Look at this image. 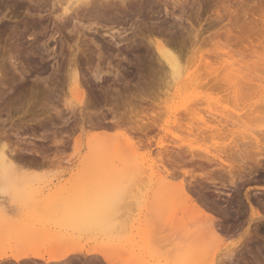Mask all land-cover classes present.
<instances>
[{"label": "rangeland", "instance_id": "rangeland-1", "mask_svg": "<svg viewBox=\"0 0 264 264\" xmlns=\"http://www.w3.org/2000/svg\"><path fill=\"white\" fill-rule=\"evenodd\" d=\"M54 2L0 0V264H264V0H107L64 31Z\"/></svg>", "mask_w": 264, "mask_h": 264}, {"label": "bare ground", "instance_id": "bare-ground-1", "mask_svg": "<svg viewBox=\"0 0 264 264\" xmlns=\"http://www.w3.org/2000/svg\"><path fill=\"white\" fill-rule=\"evenodd\" d=\"M95 1L96 0H57V2L56 3H59V9H61V12L58 14L57 12H58V9L57 8H53L54 10H52V11H50L52 14H55V16L57 17L56 19L57 20H54L55 21V23H56V26H57V30H61V31H64L65 29H68L70 26H74L75 27V25L78 23H82V24H84V23H88V24H90L89 26H92V24H98V22L95 20V19H97V18H99L100 16H102L103 14V16H105V14H107L108 12H109V10H110V8H109V6H107V0H103L104 2H106V3H104L103 1L101 2V4L99 3V4H97V5H95ZM255 2V1H254ZM56 3L54 2L53 3V6L55 7V5H56ZM104 3V4H103ZM246 3V2H245ZM253 3V2H252ZM260 3V2H259ZM249 4V3H248ZM251 4V3H250ZM249 4V5H250ZM255 4H256V2H255ZM45 5H47V4H45ZM95 5V6H94ZM99 5H101L100 7H96V6H99ZM246 5V4H245ZM249 5H246V6H249ZM259 5V4H258ZM245 6V7H246ZM253 5H251L250 7L251 8H253L252 7ZM256 6V5H255ZM49 7V6H48ZM242 7V6H241ZM257 7V6H256ZM99 8H101V9H99ZM248 8V7H247ZM49 9V8H48ZM243 9H245L244 7H243ZM42 10V9H41ZM246 10V11H245ZM244 10V12H243V15L245 16V18L249 15V8H248V11H247V9H245ZM257 10H259V11H261L262 12V14H260L259 15V17H260V20L261 21H263L262 23L264 24V5H262V3L257 7ZM251 11V10H250ZM255 11V10H254ZM259 11H257V12H259ZM85 12H87V13H91L88 17H85L86 16V14L87 13H85ZM242 12V11H241ZM101 14V15H100ZM88 15V14H87ZM97 15V16H96ZM86 18V20H84ZM247 19V18H246ZM255 19H257V20H255ZM34 20V19H33ZM86 21V22H84V21ZM249 20V19H248ZM36 21V20H35ZM254 22L255 23V21H259V19L258 18H256V17H253V19H251L250 20V22ZM260 21V22H261ZM84 22V23H83ZM256 23H258V22H256ZM87 24V25H88ZM250 24V23H249ZM45 25V24H44ZM99 25V24H98ZM257 25V24H256ZM82 26V25H81ZM97 26V25H96ZM120 26V25H119ZM237 26V25H236ZM77 27V26H76ZM115 27V26H114ZM113 27V28H114ZM256 27V26H255ZM30 28V27H29ZM112 28V27H111ZM47 29V28H46ZM93 29V28H92ZM51 31V30H50ZM55 31V30H54ZM68 31V30H67ZM70 32H71V30H70ZM58 34V33H57ZM62 34V33H61ZM230 34H231V32H230ZM114 36V35H113ZM251 43H253V40H250V44ZM156 48H157V50L159 51V53H160V55H161V57H163L166 61H167V63H169L170 64V66H171V69H172V71L175 73V75H180V70L181 71H183L182 69H180V65H179V59H178V56L177 55H175L174 54V52L172 51V50H169V48L166 46V45H164L162 42H156ZM249 46V44L248 45H246V47H245V45L243 46V47H245V48H249L248 47ZM245 48H243V51L245 52L246 51V49ZM160 57V58H161ZM42 59V58H41ZM36 63V62H35ZM76 63V62H75ZM98 66V65H97ZM73 68V67H72ZM101 71V70H100ZM100 71H99V74H100ZM97 73V72H96ZM211 73V72H210ZM71 74V73H70ZM98 74V73H97ZM73 78H74V83H75V85H76V89H75V91L77 92L78 91V95L79 96H77V98L79 97V101L78 102H80V104H83V105H85L84 106V108L86 109V106H88V105H90L91 104V98L89 99V95L88 96H86V92H85V90H84V88H82V85H81V82H80V79H79V74H78V70H77V67L75 66V69L73 70ZM101 75V74H100ZM190 75V74H189ZM180 76H182V73H181V75ZM191 76V75H190ZM228 76H231V74H228ZM241 76V75H240ZM97 77V76H96ZM72 78V79H73ZM100 78V77H99ZM187 78H188V76H187ZM190 78V77H189ZM188 78V79H189ZM232 78H234V77H232ZM186 79V78H185ZM235 79V78H234ZM183 81V80H182ZM181 81V82H182ZM184 82V81H183ZM238 85V84H237ZM86 111V110H85ZM91 118V117H90ZM94 118V117H93ZM89 122V121H88ZM148 124H150V123H148ZM154 125V124H153ZM44 126V125H43ZM47 126V125H46ZM139 127V126H138ZM137 127V129H141L142 131L144 130V131H146L145 130V128H147V127H144V129H143V127H142V125H141V127L142 128H138ZM143 131V132H144ZM148 133V132H147ZM173 148V147H172ZM3 150V149H2ZM181 150V149H180ZM177 151V150H176ZM175 151V155H179L180 154V152H176ZM160 152V151H159ZM172 152H174V149H173V151ZM171 152V153H172ZM168 153H170V152H168ZM173 154V153H172ZM160 155V154H159ZM11 156H14L13 155V153H12V151H6V149L4 150V151H2L1 153H0V167L2 168V171H3V173H4V175L5 176H3L2 178H0V184L2 183V185H4V188L5 187H10V189H11V186H9L10 185V182L9 181H7V177L9 176V172L10 171H13L15 168H16V166H15V164L13 163V157L11 158ZM168 156H169V154H168ZM173 156V155H172ZM208 159V158H207ZM15 161V160H14ZM143 162V161H142ZM141 162V163H142ZM114 163V162H113ZM118 164H115V165H111L112 167H113V169H112V167L110 168V169H112V171L113 172H118L119 173V171H120V173H121V171H123L124 169H125V167L123 168V164H119L120 165V167H122V169L121 168H119V166L118 167H115V166H117ZM142 165V164H141ZM130 166V165H129ZM132 166V165H131ZM144 167V166H143ZM148 167V166H147ZM119 168V169H118ZM129 168V167H128ZM150 168V170L152 171H150V173H151V176L152 175H154L155 176V169L153 170V167L152 166H150L149 167ZM130 169V168H129ZM133 169V168H132ZM117 170V171H116ZM127 170V169H126ZM133 170H135V169H133ZM140 170V169H139ZM125 171V170H124ZM143 172V171H142ZM9 173V174H8ZM159 173H161V172H159ZM172 175V174H171ZM158 176H162V175H158ZM9 178V177H8ZM152 178V177H151ZM9 180V179H8ZM148 180V179H147ZM152 180V179H151ZM151 180H150V182H151ZM160 180V179H159ZM162 181V180H161ZM14 182H15V180H14ZM158 182H160V181H158ZM1 185V186H2ZM6 189V188H5ZM4 190V189H3ZM12 191H13V189H11ZM5 191H7V190H5ZM8 192V191H7ZM6 192V193H7ZM9 193H12V192H9ZM13 195V194H12ZM183 195L185 196V198H187L191 203H192V205H193V207L195 208V210H197L200 214H202L203 216L200 218L199 217V219H200V221L201 222H199V224L201 225L200 226V230H201V233L202 232H204V230L206 231V232H208L207 234L210 236V234L211 235H214V236H218V232H217V230H216V227L214 226V224L211 222V221H209V219H207V218H209V213H208V211L200 204V203H198V202H196L194 199H193V197H191L188 193H186V192H184L183 191ZM182 195V196H183ZM1 198V197H0ZM7 200V199H6ZM10 200H11V198H10ZM90 201H91V199H89ZM100 201L102 200V199H99ZM99 200H97L98 202H99V204L101 205L102 203L99 201ZM92 201H93V199H92ZM91 201V202H92ZM104 201V200H103ZM11 202V201H10ZM13 202V201H12ZM87 202H88V200H87ZM98 202H97V205H98ZM112 202H114V201H112ZM90 203V202H89ZM96 203V202H95ZM95 203H93V206H94V204ZM104 203V202H103ZM116 203V202H115ZM91 204V203H90ZM111 204V203H110ZM6 205V204H5ZM81 205V204H80ZM85 205H88V204H85ZM97 205H95V208H96V206ZM91 206V205H90ZM89 205H88V209H91V207H90ZM92 206V210L93 209H95L94 207ZM99 206V205H98ZM1 207V206H0ZM84 207V206H83ZM81 208H82V206H81ZM86 208V207H85ZM86 208V209H87ZM98 208V207H97ZM114 210V209H113ZM94 211V210H93ZM92 211V212H93ZM110 211H111V209H110ZM89 212H91V211H89ZM112 212V211H111ZM115 212V211H114ZM95 213V212H94ZM96 214H97V212H96ZM94 215V214H93ZM105 215V214H104ZM101 216L102 215H100V217L99 218H101ZM93 217V216H92ZM98 217V216H97ZM106 216H103L102 218L104 219ZM204 217H207L205 220H204ZM101 218V219H102ZM203 218V219H202ZM198 225V224H197ZM199 229H198V232H200L199 231ZM206 232H205V235H206ZM201 233H200V237H201ZM217 233V234H216ZM203 235H204V233H202ZM212 237V236H211ZM214 238H217V237H214ZM22 240V239H21ZM27 240V239H26ZM26 240H22V242H26ZM216 240H218V239H216ZM219 241V240H218ZM220 246V245H219ZM222 247V246H221ZM217 249V247L215 248V250ZM213 251V250H212ZM211 251V253H213ZM40 255V254H39ZM38 254H24L23 255V253H22V255L21 254H19V255H13L12 256V258L13 259H15V260H19V259H22V258H24V257H31V256H39ZM68 255V253H64V254H56V255H52L50 258H49V260H60V259H62V258H64L65 256H67ZM214 254H212V256H213ZM210 256H211V254H210ZM1 257V256H0ZM6 257V256H5ZM9 258V257H8ZM44 258V257H43ZM207 258V255H205V258H203V260L204 259H206ZM211 258H213V257H211ZM210 258V259H211ZM138 259H140L138 262L139 263H144V259L143 260H141L142 258H138ZM137 259V260H138ZM202 259V258H201ZM209 259V260H210ZM203 260H201V261H203ZM208 260V261H209ZM1 261V260H0ZM206 261V263H208L209 264V262L211 261H207V260H205ZM204 261V262H205ZM212 261H213V259H212ZM211 261V264L213 263ZM146 262V261H145ZM148 264V263H147ZM203 264V263H202Z\"/></svg>", "mask_w": 264, "mask_h": 264}]
</instances>
